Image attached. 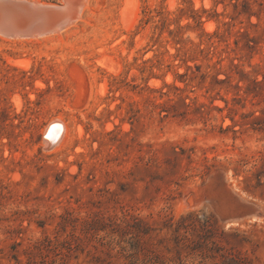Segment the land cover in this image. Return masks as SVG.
<instances>
[{
	"label": "rangeland",
	"instance_id": "374dc122",
	"mask_svg": "<svg viewBox=\"0 0 264 264\" xmlns=\"http://www.w3.org/2000/svg\"><path fill=\"white\" fill-rule=\"evenodd\" d=\"M65 29L0 36V264H264L227 192L264 209V0H88Z\"/></svg>",
	"mask_w": 264,
	"mask_h": 264
},
{
	"label": "water",
	"instance_id": "95a60500",
	"mask_svg": "<svg viewBox=\"0 0 264 264\" xmlns=\"http://www.w3.org/2000/svg\"><path fill=\"white\" fill-rule=\"evenodd\" d=\"M42 2L45 4L33 0H0V36L26 37L63 30L69 19L65 20L59 15L69 13L66 0ZM55 14L58 16L55 17ZM220 177L224 180L225 174L221 173ZM227 192L233 210L228 222L242 218L260 220L264 217V209L256 203L245 200L229 190Z\"/></svg>",
	"mask_w": 264,
	"mask_h": 264
},
{
	"label": "bare ground",
	"instance_id": "6f19581e",
	"mask_svg": "<svg viewBox=\"0 0 264 264\" xmlns=\"http://www.w3.org/2000/svg\"><path fill=\"white\" fill-rule=\"evenodd\" d=\"M33 1L45 4L44 2L39 1V0H33ZM87 3H88V0H78V1L66 0V6L69 9V13L64 14V15H59V17H62L65 20L69 19V20H67V22L65 24L66 26L64 27V29L69 28V26H72L77 21V19L81 15L82 9L87 5ZM64 10H66V9H64ZM57 16H58V14H55V17H57ZM63 30H57V31H53V32H50L47 34H42V35L32 34V35H29L26 37H12V38L47 37L50 35H57ZM25 64L23 66H25ZM50 123L51 124L44 130V134H45L44 135V146H46L48 148H53V147L55 148V146L57 144L61 143L60 141L63 140V138L66 134L67 128H66V124L64 123V121L62 119H60V117L52 119L50 121ZM243 220H247V219H243ZM237 221L238 220H236V222Z\"/></svg>",
	"mask_w": 264,
	"mask_h": 264
}]
</instances>
